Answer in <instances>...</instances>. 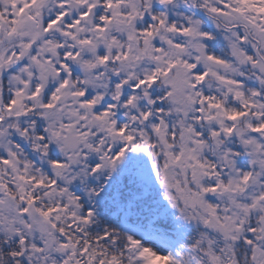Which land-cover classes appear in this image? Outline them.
Returning a JSON list of instances; mask_svg holds the SVG:
<instances>
[{"label": "snow or ice", "instance_id": "obj_1", "mask_svg": "<svg viewBox=\"0 0 264 264\" xmlns=\"http://www.w3.org/2000/svg\"><path fill=\"white\" fill-rule=\"evenodd\" d=\"M0 264H264V0H0Z\"/></svg>", "mask_w": 264, "mask_h": 264}]
</instances>
